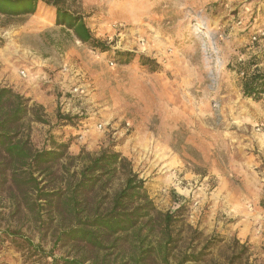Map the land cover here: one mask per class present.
Segmentation results:
<instances>
[{"label": "rangeland", "instance_id": "obj_1", "mask_svg": "<svg viewBox=\"0 0 264 264\" xmlns=\"http://www.w3.org/2000/svg\"><path fill=\"white\" fill-rule=\"evenodd\" d=\"M62 6L109 50L91 49L56 26L55 9L42 2L33 15L0 17V84L41 105L36 97L47 110L49 125L31 124L34 149L49 148L50 138L68 143L67 156L53 177L40 178V187L75 182L82 161L73 157L119 153L156 209L174 216L171 264L199 252V261L185 264H230L232 257V264H264V97L246 98L238 72L250 59L264 70V36L251 40L264 33V0L247 6L253 13L247 24L240 0H67ZM37 11L43 24L35 22ZM119 52L132 60L120 64ZM120 184L116 177L104 190L96 187L86 204L107 207ZM18 201L15 211L0 197V264L74 257L55 244L59 227L48 204L38 202L39 216L24 209L21 196ZM15 230L20 238L6 236Z\"/></svg>", "mask_w": 264, "mask_h": 264}, {"label": "trees", "instance_id": "obj_2", "mask_svg": "<svg viewBox=\"0 0 264 264\" xmlns=\"http://www.w3.org/2000/svg\"><path fill=\"white\" fill-rule=\"evenodd\" d=\"M66 1L0 0V17L33 15L42 2L55 9L56 26L63 27L87 47L107 52V43L91 34L83 18L62 6ZM116 57L120 64H127L133 54L119 52ZM140 62L143 66L150 65L144 58ZM259 64L250 59L240 64L238 70L243 95L255 102L264 97V70ZM33 123L49 125L43 106L0 84V197L5 195L18 211L21 196L24 209L39 216L41 203L38 202L48 204L50 218L59 227L55 244H65L74 253V257H52V264H171L178 242L170 230L174 216L156 209L145 192L144 181L133 171L130 162L107 150L84 158L78 155L73 160L82 161V165L72 174L75 182L64 189L44 191L40 178L54 176L55 166L67 156L68 143H57L50 138L49 148L34 149L30 141ZM116 177L121 184L107 207H100V203L93 207L86 204L89 192L98 186L104 190ZM5 232L8 238L21 237L19 230ZM182 256L176 264L199 261L202 253ZM233 260L232 257L230 264Z\"/></svg>", "mask_w": 264, "mask_h": 264}, {"label": "crops", "instance_id": "obj_3", "mask_svg": "<svg viewBox=\"0 0 264 264\" xmlns=\"http://www.w3.org/2000/svg\"><path fill=\"white\" fill-rule=\"evenodd\" d=\"M240 1H241L242 4H244L243 8L246 9V11L243 13L244 14V16H243L244 22L243 23L247 24V22L249 21V19L251 17V14H253V13H249L250 7H247V6H250L252 4V0H240ZM257 13H258V10H257L256 14ZM31 95L32 94H29L28 96H31ZM32 100H34V101L38 102L39 104H41L42 106H44V103L42 101H40V100H37L36 97H34ZM45 112H47V110Z\"/></svg>", "mask_w": 264, "mask_h": 264}, {"label": "bare ground", "instance_id": "obj_4", "mask_svg": "<svg viewBox=\"0 0 264 264\" xmlns=\"http://www.w3.org/2000/svg\"><path fill=\"white\" fill-rule=\"evenodd\" d=\"M35 15H36V16H35V22H36V23H39V24H40V23L43 24L44 21H45V19H43V17H42L41 19L37 18L38 15H40V12L37 11ZM35 22H34V23H35Z\"/></svg>", "mask_w": 264, "mask_h": 264}, {"label": "built area", "instance_id": "obj_5", "mask_svg": "<svg viewBox=\"0 0 264 264\" xmlns=\"http://www.w3.org/2000/svg\"><path fill=\"white\" fill-rule=\"evenodd\" d=\"M259 36H264V33H259V35H254V36L251 38V40H252V41H257V38H258ZM20 74H21L22 76H24V73H23V72H20Z\"/></svg>", "mask_w": 264, "mask_h": 264}]
</instances>
